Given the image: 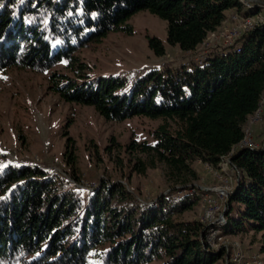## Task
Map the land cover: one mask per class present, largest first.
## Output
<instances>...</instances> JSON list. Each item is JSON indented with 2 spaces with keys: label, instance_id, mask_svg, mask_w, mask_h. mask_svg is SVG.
I'll return each mask as SVG.
<instances>
[{
  "label": "trees",
  "instance_id": "trees-1",
  "mask_svg": "<svg viewBox=\"0 0 264 264\" xmlns=\"http://www.w3.org/2000/svg\"><path fill=\"white\" fill-rule=\"evenodd\" d=\"M140 11L165 21L167 44L185 53L202 45L227 12L255 13L238 0H0V74L16 65L46 72L64 61L82 81L55 89L66 102L91 106L106 121L161 120L154 144L132 141L126 152L143 157L135 172L162 166L170 184L167 194L142 203L121 183L101 180L82 195L41 170L8 168L0 172V264H86L89 256L98 264H215L227 254L208 249L205 226L179 216L199 200L192 164L216 169L260 109L264 26L239 39V52L144 71L128 90L120 78H90L77 49L109 33L131 35L128 20ZM148 46L165 55L159 39L148 38ZM231 158L237 180L221 234L259 235L264 252V140ZM67 164L75 167V158L68 155Z\"/></svg>",
  "mask_w": 264,
  "mask_h": 264
},
{
  "label": "rangeland",
  "instance_id": "rangeland-1",
  "mask_svg": "<svg viewBox=\"0 0 264 264\" xmlns=\"http://www.w3.org/2000/svg\"><path fill=\"white\" fill-rule=\"evenodd\" d=\"M258 1L264 4V0ZM257 11L264 18V10ZM234 15L238 14L227 13L219 33L232 26ZM128 23L132 27L131 35L109 33L100 42L77 49L75 56L88 67L85 73L90 78H120L125 81L123 88L128 90L135 77L144 71L165 66L176 69L201 57L231 49L219 38L208 35L195 52H181L167 44L166 22L146 11L134 14ZM148 38L162 42L164 56L154 55ZM71 81L82 82L76 73L65 68L64 61L46 72L16 65L0 74V172L8 168L41 170L82 195L95 190L101 180L121 183L142 203H150L159 195L167 194L170 184L165 179L163 167L138 174L134 167L143 157L126 152L132 141L154 144L152 134L161 120L134 117L121 122L106 121L93 107L68 103L55 90ZM263 117L264 97L259 111L248 119L244 141L234 152L241 145L260 148L264 140ZM68 155L75 158V167L68 166ZM231 157L224 158L216 169L200 162L192 164L197 180L191 187L199 193V200L191 210L179 216L180 220L207 224L205 214L209 197L206 196H214L211 189L220 186V179L227 177L231 187L236 184L237 172ZM183 194L177 192L179 196ZM219 236L221 239H215L212 249L223 248L227 254L215 264H264L259 235L225 236L220 233ZM235 255L239 260L231 263ZM86 264L98 263L89 256Z\"/></svg>",
  "mask_w": 264,
  "mask_h": 264
},
{
  "label": "built area",
  "instance_id": "built-area-1",
  "mask_svg": "<svg viewBox=\"0 0 264 264\" xmlns=\"http://www.w3.org/2000/svg\"><path fill=\"white\" fill-rule=\"evenodd\" d=\"M238 1L242 4V6L244 8L255 10V13L251 16L234 15L232 17V26L228 30H226L225 32L219 33L218 31H219L220 27L222 26L221 25L216 31L208 34V35H211L213 37L219 38L224 46H227V48H231L235 52L240 51V45L238 44V41H239V39L242 38V36L244 34L248 33L249 31H251L255 27L264 26V18L257 11V10H260V11L264 10V4L263 3L259 2L258 0H238ZM205 59H206V57H201L200 59H196L195 62L197 64H201V63H203V61ZM243 141H244V139L241 141V143ZM242 148L253 149L251 145H241L240 149H242ZM234 150L230 153V155H228L226 157H231L232 153H234ZM226 157H224V158H226ZM224 158H222L218 167L223 163ZM226 165H228V164H226ZM223 170H222V172H223ZM233 189H234V187L230 186V178L227 177L225 179H220V186L214 187L213 189H211V192L213 193L214 196H212V195L206 196V198L209 197L208 207H207L206 214H205V221L207 222V224L203 225V226H205V228L207 229L206 236H205V245L208 247V249L210 251H218L216 249L215 250L212 249V247L214 246L213 244L215 242V239H217V238L221 239L219 234L221 233L222 227L226 223V220H225V204H226V201H227L229 194L233 191ZM238 260L239 259H237L236 255H235L233 257V259L231 258L230 262L232 263V262H236Z\"/></svg>",
  "mask_w": 264,
  "mask_h": 264
},
{
  "label": "crops",
  "instance_id": "crops-1",
  "mask_svg": "<svg viewBox=\"0 0 264 264\" xmlns=\"http://www.w3.org/2000/svg\"><path fill=\"white\" fill-rule=\"evenodd\" d=\"M228 13V12H227Z\"/></svg>",
  "mask_w": 264,
  "mask_h": 264
}]
</instances>
